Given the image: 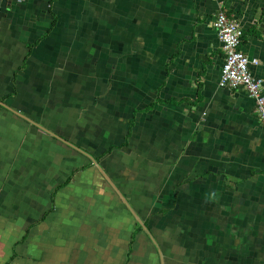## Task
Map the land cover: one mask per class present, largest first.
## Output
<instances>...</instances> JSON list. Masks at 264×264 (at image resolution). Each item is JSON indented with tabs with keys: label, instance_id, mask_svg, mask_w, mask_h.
Listing matches in <instances>:
<instances>
[{
	"label": "crops",
	"instance_id": "0c3cea01",
	"mask_svg": "<svg viewBox=\"0 0 264 264\" xmlns=\"http://www.w3.org/2000/svg\"><path fill=\"white\" fill-rule=\"evenodd\" d=\"M219 9L264 94V0H0V264H264Z\"/></svg>",
	"mask_w": 264,
	"mask_h": 264
},
{
	"label": "built area",
	"instance_id": "2783aa9c",
	"mask_svg": "<svg viewBox=\"0 0 264 264\" xmlns=\"http://www.w3.org/2000/svg\"><path fill=\"white\" fill-rule=\"evenodd\" d=\"M215 1L219 2V0ZM213 26L217 31L224 54L219 85L244 88L254 99L258 116L264 121L262 83L250 71V65L256 64L257 60L250 59L240 48L243 31L239 22L229 18L223 10L219 9L215 14Z\"/></svg>",
	"mask_w": 264,
	"mask_h": 264
},
{
	"label": "rangeland",
	"instance_id": "374dc122",
	"mask_svg": "<svg viewBox=\"0 0 264 264\" xmlns=\"http://www.w3.org/2000/svg\"><path fill=\"white\" fill-rule=\"evenodd\" d=\"M216 30V29H215ZM217 32V31H216ZM220 78V77H219Z\"/></svg>",
	"mask_w": 264,
	"mask_h": 264
}]
</instances>
